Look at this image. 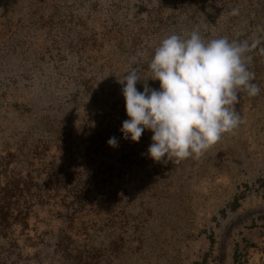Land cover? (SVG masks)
Returning <instances> with one entry per match:
<instances>
[{
    "label": "rangeland",
    "instance_id": "rangeland-1",
    "mask_svg": "<svg viewBox=\"0 0 264 264\" xmlns=\"http://www.w3.org/2000/svg\"><path fill=\"white\" fill-rule=\"evenodd\" d=\"M193 30L247 42L260 92L238 93L240 124L203 154L156 163L150 131L122 138L119 80L135 67L138 90L158 89L154 50ZM63 133L92 167L113 169L110 220L58 233L61 218L43 209L41 233L0 232V264H264V0H0V186L25 176L36 142Z\"/></svg>",
    "mask_w": 264,
    "mask_h": 264
},
{
    "label": "clouds",
    "instance_id": "clouds-1",
    "mask_svg": "<svg viewBox=\"0 0 264 264\" xmlns=\"http://www.w3.org/2000/svg\"><path fill=\"white\" fill-rule=\"evenodd\" d=\"M231 9L229 15L238 14ZM247 42L227 37L205 41L198 30L186 38L171 34L162 39L148 64L159 88L143 84L133 67L122 80V96L128 119L122 122V138L138 142L150 131L147 156L153 162L179 163L201 155L241 122L236 110L238 93L257 96L260 88L245 63ZM108 146L118 147L116 137Z\"/></svg>",
    "mask_w": 264,
    "mask_h": 264
},
{
    "label": "trees",
    "instance_id": "trees-1",
    "mask_svg": "<svg viewBox=\"0 0 264 264\" xmlns=\"http://www.w3.org/2000/svg\"><path fill=\"white\" fill-rule=\"evenodd\" d=\"M63 135L52 142H36L27 160L29 169L25 176L18 174L17 179L0 186V232L7 233L15 225L21 233H41L38 224L44 221L39 218L43 209L52 210L56 218H61L63 226L58 233L71 232L80 221L84 230L99 215L110 220L114 196L109 186L113 169L107 164L92 167V158L78 152L71 135ZM50 150L54 153L49 154ZM44 154L50 159L39 165ZM34 164L39 167L33 168ZM4 172L1 167L0 174ZM32 238L35 241L38 237ZM69 262L75 264L74 260Z\"/></svg>",
    "mask_w": 264,
    "mask_h": 264
}]
</instances>
